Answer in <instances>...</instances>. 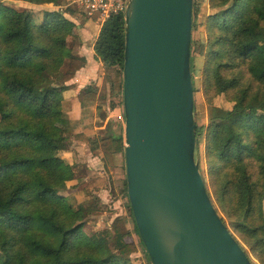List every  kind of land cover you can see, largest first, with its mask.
I'll use <instances>...</instances> for the list:
<instances>
[{
  "label": "trees",
  "instance_id": "trees-1",
  "mask_svg": "<svg viewBox=\"0 0 264 264\" xmlns=\"http://www.w3.org/2000/svg\"><path fill=\"white\" fill-rule=\"evenodd\" d=\"M24 1L60 7L65 0ZM206 3L214 11L199 40L205 63L193 73L194 91L200 75L208 103L207 124L196 123L198 156L204 145L203 176L219 215L252 263L251 255L264 264V0H194L193 32ZM75 12L46 9L37 21L31 9L0 7V264H134L140 250L142 264H153L136 223L134 232L118 215L88 234L83 227L97 209L69 200V167L59 153L71 145V128L60 95L87 65L71 44L81 37ZM93 47L102 85L77 97L98 102L102 120L120 108L124 122L114 117L100 139L106 166L115 168V157L125 158L124 13L105 21ZM220 95L231 108L214 103ZM123 191L135 222L126 178Z\"/></svg>",
  "mask_w": 264,
  "mask_h": 264
},
{
  "label": "water",
  "instance_id": "water-1",
  "mask_svg": "<svg viewBox=\"0 0 264 264\" xmlns=\"http://www.w3.org/2000/svg\"><path fill=\"white\" fill-rule=\"evenodd\" d=\"M127 192L153 264H253L219 215L197 151L194 0H127Z\"/></svg>",
  "mask_w": 264,
  "mask_h": 264
},
{
  "label": "rangeland",
  "instance_id": "rangeland-1",
  "mask_svg": "<svg viewBox=\"0 0 264 264\" xmlns=\"http://www.w3.org/2000/svg\"><path fill=\"white\" fill-rule=\"evenodd\" d=\"M67 3V0L63 3V9H65V5ZM2 6H10L15 7L18 9L26 8L31 9L34 12L35 19L37 21H40L43 18V10L46 9H61L59 6H53L51 4L49 5H33L30 3L25 2L24 0H0V7ZM214 11L213 8L209 6V4H204L202 6L201 12L198 15L197 23L198 28L196 31L193 32V39L196 41V44L194 45V48H192V73H195V71H198L203 68L205 63V56L201 54V51L199 49V40L201 37V33H205V22L207 20V16ZM76 14L73 15V19L75 23L77 24V30L81 33L80 38H74L73 42L71 43L72 46L75 44L76 47L78 44H80L82 47H85L89 51L93 48V43L95 42L97 35H98V25L95 24L92 21H89L84 16H82L78 11L75 12ZM2 23V21H0ZM74 45V46H75ZM79 46V45H78ZM95 77L94 74L101 75L102 73V66L99 68H94L93 71H85L82 75L83 77ZM197 74V73H196ZM90 80H88L89 82ZM84 86L86 84H83ZM87 87V86H86ZM85 87V88H86ZM195 119L196 123L203 125L207 124L208 121V103L205 100L203 91H202V79L200 75H197L195 77ZM116 102L121 106V98L117 97ZM214 103L216 105H219L224 108H231L232 103L227 100V98L224 95H220L214 99ZM107 104L105 105V107ZM115 115H122L120 109H116ZM116 117V116H115ZM115 119V118H114ZM115 125L114 122H112V125ZM125 125V124H124ZM118 130V129H117ZM125 138V137H124ZM61 159L65 161V159L61 156V152L59 153ZM117 157V156H116ZM202 169L206 173V163L204 158V145L201 147V154L199 156ZM69 169L68 173L70 174V178L73 177L75 174L70 172L72 171L70 168V165L67 161ZM116 167H107L106 168V174L109 181L112 183V181H115V185L113 186L112 190H104L102 189L101 182H98L97 180H92L90 178V181L82 183V187L75 188L77 185L71 184V189L68 192L69 200L74 205L75 208H78L79 205H83L84 207H93L97 209L93 212V216L88 221V223L83 227V230L88 233L92 234L96 231L105 229L109 227V225L112 223L114 218L118 215L123 216L127 220V225L130 229L134 230L135 232V222L132 220V217L130 216L128 204H127V198L125 196V193L123 191V185H124V179L126 178V165H125V158L123 155H119V158H117L116 161ZM73 169V168H72ZM86 169V168H85ZM79 174H83V176H87L85 171L79 172ZM99 200H101L103 203L100 204ZM222 217H224L222 215ZM133 240L138 242V236L136 233H133ZM0 257H2V253L0 251ZM252 260L254 264H260V262L251 255ZM132 262L134 264H142L146 263L147 259L145 258L142 250L139 252H136L132 255Z\"/></svg>",
  "mask_w": 264,
  "mask_h": 264
},
{
  "label": "crops",
  "instance_id": "crops-1",
  "mask_svg": "<svg viewBox=\"0 0 264 264\" xmlns=\"http://www.w3.org/2000/svg\"><path fill=\"white\" fill-rule=\"evenodd\" d=\"M75 54L85 56L87 58V65L79 70L71 81L66 82V85H69L70 88L60 95L62 98L63 111L70 122L71 128V145L69 149L61 151V156L69 163L72 170L70 172L75 174L71 177L70 187L71 184H75L77 185L75 188L78 189L82 187L83 181L88 183L90 178H92V180L101 182L99 186H101L102 189L112 190L115 181L111 183L107 175H105L107 166L105 164L103 151L101 150L100 139L106 134L109 121H111V123H116L113 119L115 116L117 117V114L115 115L116 109L120 108L111 111L107 118L102 120L97 114L98 102L79 101L77 96L86 86L93 84L98 89L101 87L103 66L100 61L95 59L94 47L89 51L85 47L79 45L75 48ZM101 66V75L97 74L96 77V74H94L95 77H92L93 73H90L89 75H91V77L86 78L82 76L85 71H93L94 68L100 69ZM88 80L90 81L88 82ZM83 84L86 85L84 86ZM117 158H119V155L115 157L116 161ZM81 171H85L88 177L79 174ZM70 190L72 191L74 189L70 188Z\"/></svg>",
  "mask_w": 264,
  "mask_h": 264
},
{
  "label": "built area",
  "instance_id": "built-area-1",
  "mask_svg": "<svg viewBox=\"0 0 264 264\" xmlns=\"http://www.w3.org/2000/svg\"><path fill=\"white\" fill-rule=\"evenodd\" d=\"M127 0H67L65 8L78 11L89 21L94 22L100 29L105 21L113 15L124 13ZM59 8L63 9V6ZM117 117L124 122L122 115Z\"/></svg>",
  "mask_w": 264,
  "mask_h": 264
}]
</instances>
